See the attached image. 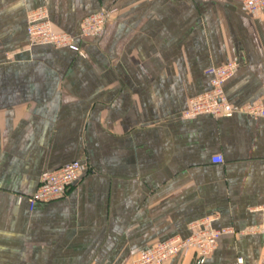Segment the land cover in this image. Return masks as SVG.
Instances as JSON below:
<instances>
[{"label": "crops", "instance_id": "1", "mask_svg": "<svg viewBox=\"0 0 264 264\" xmlns=\"http://www.w3.org/2000/svg\"><path fill=\"white\" fill-rule=\"evenodd\" d=\"M78 36L114 9L83 54L31 45L27 13ZM228 60L237 111L185 119ZM264 10L238 0H0V264H128L206 217L264 223ZM220 155L222 163H212ZM87 165L61 199L28 208L43 171ZM240 258L241 262L237 259ZM193 251L167 264H194ZM203 264H264V234H226Z\"/></svg>", "mask_w": 264, "mask_h": 264}, {"label": "built area", "instance_id": "2", "mask_svg": "<svg viewBox=\"0 0 264 264\" xmlns=\"http://www.w3.org/2000/svg\"><path fill=\"white\" fill-rule=\"evenodd\" d=\"M248 12L257 15L264 10V0H238ZM114 9H101L84 17L81 21L80 32L76 37L66 32H57L53 29L48 12L39 7L27 13V36L31 45L47 44L54 48H64L71 52L82 55L83 49L79 41L85 37L100 35L105 24L114 14ZM235 60H228L217 66H210L205 73L209 77L210 89L188 100L187 108L182 112L185 119L196 115L206 114L212 117L231 116L237 110L228 102L224 92V83L237 68ZM240 111L251 117H264V106L259 103L247 104ZM220 155L211 158L212 163H222ZM87 165L74 160L66 165L50 171H43L38 180L35 190L27 195L28 208L32 210L37 203L51 202L61 199L71 187L78 183ZM211 218H204L191 224V234L187 237H173L158 242L152 248L142 251L128 264H167L172 258L180 253L193 251L194 264H203L217 246L219 237L226 234L242 236L246 233L264 234V223L248 227L245 230L232 228H214ZM241 262V259H237Z\"/></svg>", "mask_w": 264, "mask_h": 264}]
</instances>
